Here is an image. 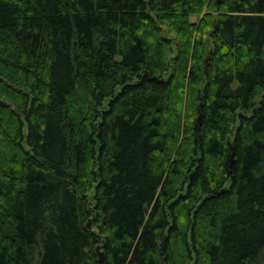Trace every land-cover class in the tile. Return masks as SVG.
Segmentation results:
<instances>
[{
  "label": "trees",
  "instance_id": "16d2710c",
  "mask_svg": "<svg viewBox=\"0 0 264 264\" xmlns=\"http://www.w3.org/2000/svg\"><path fill=\"white\" fill-rule=\"evenodd\" d=\"M263 94L264 0H0V264H264Z\"/></svg>",
  "mask_w": 264,
  "mask_h": 264
},
{
  "label": "water",
  "instance_id": "95a60500",
  "mask_svg": "<svg viewBox=\"0 0 264 264\" xmlns=\"http://www.w3.org/2000/svg\"><path fill=\"white\" fill-rule=\"evenodd\" d=\"M207 68H208V65L206 63L205 71H207ZM263 97H264V94H263ZM201 117H202V115H201V112H200L198 117H197V119H196V125H195V129H196L197 132H199V130H200ZM232 164H233V158H232ZM232 164H231V166H232ZM103 260H104L103 253L100 252L99 253V262H103Z\"/></svg>",
  "mask_w": 264,
  "mask_h": 264
},
{
  "label": "rangeland",
  "instance_id": "374dc122",
  "mask_svg": "<svg viewBox=\"0 0 264 264\" xmlns=\"http://www.w3.org/2000/svg\"><path fill=\"white\" fill-rule=\"evenodd\" d=\"M197 19H198V18H196L195 16H192V17H191V20H192V21H196ZM164 33H165L166 35L168 34V33L166 32V30H164Z\"/></svg>",
  "mask_w": 264,
  "mask_h": 264
}]
</instances>
